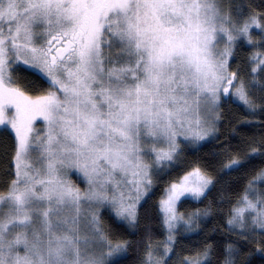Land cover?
Instances as JSON below:
<instances>
[{
  "label": "snow or ice",
  "instance_id": "1",
  "mask_svg": "<svg viewBox=\"0 0 264 264\" xmlns=\"http://www.w3.org/2000/svg\"><path fill=\"white\" fill-rule=\"evenodd\" d=\"M231 104L264 129V0H0V264L264 256V131L185 158ZM213 207L220 241L201 229Z\"/></svg>",
  "mask_w": 264,
  "mask_h": 264
},
{
  "label": "trees",
  "instance_id": "2",
  "mask_svg": "<svg viewBox=\"0 0 264 264\" xmlns=\"http://www.w3.org/2000/svg\"><path fill=\"white\" fill-rule=\"evenodd\" d=\"M252 50L247 46L240 49L238 52L237 62H243L244 59L250 54ZM27 79L31 80L34 77L25 73ZM224 112L226 114V119L219 126L218 135L220 137L219 142L217 141H206L200 144L198 147L190 148L185 153V158L188 161L195 160H206L211 158L213 152L218 151L219 143L231 141L233 145L237 144L241 139L250 138L259 135L261 131H264L260 125V117H250L247 115L245 110L242 107H238L236 104L226 105L224 107ZM245 119L252 120L251 124H244L243 121ZM162 187L163 182L158 185L155 190L154 201L159 199L162 195ZM218 199V192H213L212 195L208 197L203 203L189 201L185 203L181 208V211H192L195 208H206L209 203L215 202ZM105 222L108 224L114 234L117 235V238L134 240L139 239L140 237L133 235H129L120 227L117 226L110 218L105 216ZM201 229H203L210 237H214L216 241L223 240V230H224V222L221 220L220 215L216 211L215 207H213L212 213L205 220L201 222ZM212 229H219V231L213 233ZM142 232V228H141ZM154 241H161L164 239L163 234L159 230H154ZM204 239V236L200 232L196 233H188L185 236L181 237V246L186 248H191L197 244H199ZM211 242V240H210ZM185 254H188L185 252ZM141 252L137 249H130L126 256H124L123 264H139V257ZM248 264H264V256H262L259 252H252L251 255L247 256Z\"/></svg>",
  "mask_w": 264,
  "mask_h": 264
},
{
  "label": "rangeland",
  "instance_id": "3",
  "mask_svg": "<svg viewBox=\"0 0 264 264\" xmlns=\"http://www.w3.org/2000/svg\"><path fill=\"white\" fill-rule=\"evenodd\" d=\"M37 126H38V127H41L42 125L40 124V122H38ZM202 143H204V142H202ZM202 143H201V144H202ZM198 146H199V145H198ZM198 146H193L192 148H195V147H198ZM73 179H74L77 183H79L80 186H81L82 188L85 186L80 180L77 179V177H76L75 175H73Z\"/></svg>",
  "mask_w": 264,
  "mask_h": 264
}]
</instances>
